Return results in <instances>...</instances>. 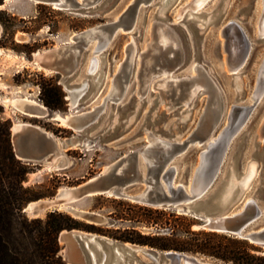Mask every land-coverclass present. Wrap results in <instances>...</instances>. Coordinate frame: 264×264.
Here are the masks:
<instances>
[{
	"label": "rangeland",
	"instance_id": "obj_1",
	"mask_svg": "<svg viewBox=\"0 0 264 264\" xmlns=\"http://www.w3.org/2000/svg\"><path fill=\"white\" fill-rule=\"evenodd\" d=\"M130 1L95 0V12L70 11L31 0H4L0 6L4 12L0 19L5 25L0 22V48L4 51L0 55V96H31L47 109L44 117H28L0 104V119L9 121L10 126L36 125L58 139L78 138L76 143L61 150L66 162L63 169L28 164L31 171L23 186L39 197L27 202L51 199L59 189L76 186L101 174L121 156L147 145L146 133L186 143L171 160L176 167V181L185 183L199 154L227 124L231 107L240 106L246 109L244 117L227 139L219 173L205 196L212 193L227 174L230 178L235 173L239 178L234 180L232 188L237 185L245 189L243 197L254 196L260 205L264 204L261 193L264 189V89L257 98H250L264 60V35L258 34L257 26L260 0H204L194 8L189 6L190 0H168L163 8V0H149L139 4L132 27L119 28L98 53L92 52L97 38L91 40L69 76L63 78L52 71L47 73L34 63L33 53L70 44L77 33L115 20ZM232 24L241 31L246 48L231 70L223 59L221 34L233 27ZM161 30L169 37L165 43L157 39V32ZM156 46L168 55L176 54L178 63L172 69L168 70L161 62ZM92 55L99 59L98 68L97 72L88 73L87 61ZM163 71L167 73L162 74ZM82 81H86L88 87L72 104L65 85L68 89L78 88ZM44 97L54 105H47ZM56 113L61 116L91 114L94 118L87 126L76 130L53 119ZM201 127L210 130L208 136L191 141ZM58 162L59 158L53 164ZM140 173L145 174L144 167H140ZM144 187L143 182L136 180L125 192L135 195ZM68 206L92 211L102 219L92 224L104 232L80 230L118 242H129L115 237L128 234L132 229L159 237L173 233L174 238L182 242L208 241L245 247L252 256L264 257L262 245L206 229L201 221L171 208L109 194L84 197ZM51 211L89 223L66 208H47L37 216L23 214L29 219L44 218ZM146 220L155 223H144ZM261 225H264V213L249 227ZM187 230L197 235L187 234ZM182 252L211 264H233L199 251ZM138 256L147 264V258ZM129 262L135 264V259Z\"/></svg>",
	"mask_w": 264,
	"mask_h": 264
},
{
	"label": "water",
	"instance_id": "obj_2",
	"mask_svg": "<svg viewBox=\"0 0 264 264\" xmlns=\"http://www.w3.org/2000/svg\"><path fill=\"white\" fill-rule=\"evenodd\" d=\"M3 1L0 5H3ZM31 1L52 6L53 3H57L61 8L77 12H95L94 7H96L94 5L95 0ZM147 1L149 0H131L115 20L77 33L73 36V42L70 44L46 50L42 54L41 66L61 74L63 78L69 76L79 62L81 53L86 50L87 45L95 36H98L106 47L119 28L132 27L139 4ZM232 26L230 27L233 28L232 32H228L229 28L225 30V37H231V40L236 43L238 61L241 52L246 48V41L236 24H232ZM1 32L2 26L0 25ZM156 48L159 51L161 62L166 64L168 70L178 63V58L174 52L171 56L167 52H162L159 46H156ZM183 83H187V80H183ZM65 88L68 93H72L71 88L68 89L66 85ZM229 111L233 117L230 120V130H235L240 125L246 109L240 106H232ZM93 118L94 115L91 114L70 116L69 126L80 130L82 127L87 126ZM208 133H210L208 128L201 127L197 134H194L191 141L195 139L202 140L206 138L205 136ZM227 134L225 133L224 138L218 140L216 144H211L212 146L205 150L204 167H202L198 176L200 178L198 191L192 189V184L186 190L185 183L175 179L176 167L171 163V160L186 147V143L180 144L171 140H160V138L146 133L149 142L147 145L121 156L115 162L106 166L101 174L76 186L58 190L54 197L48 199L44 205L47 208H55L60 203L69 204L84 197L109 194L152 206L171 208L180 214L190 215L192 218L201 221L202 227L206 226L211 231L217 232L219 230L224 234L233 235L249 242H256L264 247V225L249 227L264 213V204L260 205L254 196H251L250 200L245 203V197H243L245 189L241 190L237 185L232 189L230 198L225 203L221 202V196L230 174L225 176L224 181L219 182L212 193L205 196L219 173L227 143L225 139L228 136ZM77 140L76 137L58 139L52 133L30 123L16 130H13L10 126V143L13 153L17 159L26 164L49 165L50 168L56 170L63 169L66 162L61 150L73 145ZM159 140L163 141L164 145H160ZM57 158H59V162L53 164V161ZM199 158L200 154L193 167L195 170L199 166ZM140 167L145 168L143 176L140 173ZM234 175L236 179L239 178L235 173ZM136 180L144 183V189L135 195L127 194L125 188ZM186 180L187 177L185 182ZM261 193L263 198L264 189L261 190ZM29 202L22 207V213H27L28 209L30 212L36 211L34 206L29 208ZM69 211L75 217L84 219L89 223L102 222V219L92 211L76 209H70ZM57 239L60 244L59 254L66 264H100L102 256H104L102 264H111L115 256L116 264L128 263L132 259H135L137 264H143L139 260L138 254L147 258V264H181V262L183 264H205L203 259L197 261L194 254L175 250H157L130 242H118L103 235L76 228L62 230Z\"/></svg>",
	"mask_w": 264,
	"mask_h": 264
},
{
	"label": "trees",
	"instance_id": "obj_3",
	"mask_svg": "<svg viewBox=\"0 0 264 264\" xmlns=\"http://www.w3.org/2000/svg\"><path fill=\"white\" fill-rule=\"evenodd\" d=\"M2 0H0V3ZM4 13L0 10V14ZM4 25V22L0 19ZM42 95L44 96V90ZM47 105H54L44 97ZM10 123L0 119V264H66L59 254L58 234L62 230L85 229L104 232L92 223L81 222L67 214L48 212L44 218H27L22 207L37 198L29 187L23 186L31 171L28 164L17 159L10 143ZM162 214H165L162 210ZM174 215L173 213H169ZM144 223H155L146 220ZM187 234L197 233L187 230ZM130 243L149 245L161 250H193L212 255L233 264H264V257L249 254L245 247H228L211 242H182L171 233L167 237L143 235L135 230L115 237Z\"/></svg>",
	"mask_w": 264,
	"mask_h": 264
},
{
	"label": "bare ground",
	"instance_id": "obj_4",
	"mask_svg": "<svg viewBox=\"0 0 264 264\" xmlns=\"http://www.w3.org/2000/svg\"><path fill=\"white\" fill-rule=\"evenodd\" d=\"M5 1H7V0H5ZM78 1H82V0H78ZM203 1L204 0H190L189 6L194 8L196 6L201 5ZM167 2H168V0H163L162 8L167 4ZM53 4H54L53 5L54 7L61 8L60 6H58L59 4H57V3H53ZM260 4H261V13H260L259 18H258L257 26H258V34L260 36H262V35H264V0H260ZM178 15H180V12L177 13V16ZM232 31H233V28H229L228 32L230 33ZM225 32L226 31L224 30L222 32V34H221V36L224 37V40L222 41L223 42V44H222V52L224 54L223 55V59H224V62L226 64V66H227V69H231L232 70V69L235 68V64H237V62H238L237 61V59H238L237 45H236L235 42H233V40H231V37H227V38L225 37ZM235 34H236V32H235ZM157 35H158L157 39L159 41H161L162 43H165L166 41H168L167 39L169 37L167 35V32L165 33L163 30H161V31L157 32ZM96 38H97V42H96V44L94 45V47L92 49L93 54L98 53L102 48L105 47V45H103L102 41L99 40L98 36H95L92 40H94ZM3 53H4V51L0 48V55L3 54ZM33 54H34V63H36V65H37V67L39 69L43 68L41 66V60H42L43 52L41 53V52L37 51V52H35ZM98 61H99V59H98V57L96 55L90 56L88 61H87L86 71L88 73L97 72ZM32 63H33V61H32ZM43 69L45 70V72L51 73L50 70H48L46 68H43ZM164 72H166V71H163L162 74H164ZM263 79H264V60L262 61L261 65H260V68L258 70L256 86H255L254 92L250 96L251 99L257 98L260 95L261 91L264 89ZM87 87H88V83L86 81H82V83L80 84V86L78 88L71 87L70 91H72V93H68V95H69L68 99H70L72 104L76 103L77 98L80 96L81 93H83L85 91V89H87ZM162 89H163V87H162ZM7 96L6 95L5 96H0V104L4 105L5 107H9L10 106L15 111H18L19 113H21V114H23L25 116H28V117H44V116L47 115V109L45 108V106L42 105L41 103H39L38 101H36L34 98H31V96H27V95H16V96H13V97H7ZM69 118H70V116H68V115L61 116V115H59L57 113L54 114V116H53V119L58 120L62 125H67L68 127H70L69 126ZM232 118H233L232 117V113H230V111H229L228 117H227V124L225 125V127L218 133V135L214 139L209 141L207 143V145L205 144L206 148L200 153L199 166L197 167L196 170L193 168V171H192L191 175L187 178V180H186V182L184 184V187H185L186 190H188V188H189V186L191 184H192V189L193 190H195V191L199 190L200 178H198V176H199V172L202 170V167H204L203 158L206 156V153H205L206 151L205 150H207V148L212 146L211 144H216L218 142V140H221L222 138H224L225 137L224 136L225 133L226 134L228 133L227 134L228 136L225 139L227 140L229 138L231 132L233 131V130H230V122H231L230 120ZM28 124L29 123L13 124L12 129L16 130V129H19L21 126L28 125ZM207 135L205 137H207ZM160 140H159V144L160 145H164V142L160 141ZM44 167L50 168L49 165H45ZM234 180H238V179H236V177H235V175L233 173L230 176V178L228 180V183L225 185L224 192L222 193V196H221V202L222 203H225L230 198V195H231V192H232V189H233L232 185L234 183ZM59 190H61V189H59ZM250 198L251 197L245 198L244 202L247 203L250 200ZM46 201H48V199H40V198L38 200L30 201L29 202V208L34 206L36 208V211H31L30 212V210L28 209L26 212L28 214H32L33 216H37L40 213L42 214V212H44L47 209V207L44 205V203ZM56 208H59V209L60 208H66L67 210L76 209V208H73L72 206H68V204H66V203H60V204L57 205ZM204 228L209 229L206 226H204ZM217 232H221V231L217 230ZM195 259L197 261L200 260L196 256H195ZM103 261H104V256H102V258L100 260V264H102ZM203 262L205 264H211V263H208V262H205V261H203ZM111 264H116V256L113 258ZM124 264H128V263L125 262ZM135 264H137V263L135 262ZM181 264H183V262H181Z\"/></svg>",
	"mask_w": 264,
	"mask_h": 264
},
{
	"label": "flooded vegetation",
	"instance_id": "obj_5",
	"mask_svg": "<svg viewBox=\"0 0 264 264\" xmlns=\"http://www.w3.org/2000/svg\"><path fill=\"white\" fill-rule=\"evenodd\" d=\"M264 129V128H263Z\"/></svg>",
	"mask_w": 264,
	"mask_h": 264
}]
</instances>
